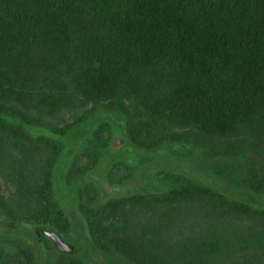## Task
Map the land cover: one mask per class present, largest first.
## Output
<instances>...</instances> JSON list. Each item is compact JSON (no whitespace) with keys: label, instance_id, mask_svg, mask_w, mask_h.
<instances>
[{"label":"trees","instance_id":"1","mask_svg":"<svg viewBox=\"0 0 264 264\" xmlns=\"http://www.w3.org/2000/svg\"><path fill=\"white\" fill-rule=\"evenodd\" d=\"M99 108L122 115L140 149L260 148L242 182L264 193V0H0V220L69 236L55 185L65 145L53 135ZM112 139L101 122L67 181L93 170ZM134 175L117 161L107 182L124 186ZM156 177L173 188L102 205L93 184L79 190L100 252L133 264H264L263 209L177 173ZM15 245L0 248V264H36L29 245Z\"/></svg>","mask_w":264,"mask_h":264},{"label":"rangeland","instance_id":"2","mask_svg":"<svg viewBox=\"0 0 264 264\" xmlns=\"http://www.w3.org/2000/svg\"><path fill=\"white\" fill-rule=\"evenodd\" d=\"M103 121L110 123L113 129L110 146L102 152L100 162L93 170L68 182L66 174L74 156L83 150L86 140ZM31 132L35 136L51 135L45 129L31 128ZM53 136L65 145L55 171V185L57 198L72 222L69 236L64 237L51 226L0 220V248L10 253L15 251V244L23 242L34 251L36 264H58L57 259L62 254L80 258L84 264H133L115 253L100 252L92 242L85 220L78 210V193L86 184L95 186L97 203L102 205L114 197L134 192L160 194L171 190L173 184L156 177L161 171H169L210 187L229 199L264 210V193H256L242 182L251 160L258 157L256 151L260 148L234 146L226 148L227 153L225 148H220L224 151L216 153L217 148L194 145L140 149L129 141L124 117L104 108L90 113L68 135ZM117 161L133 166L135 175L130 183L113 187L107 182V174L112 163Z\"/></svg>","mask_w":264,"mask_h":264}]
</instances>
